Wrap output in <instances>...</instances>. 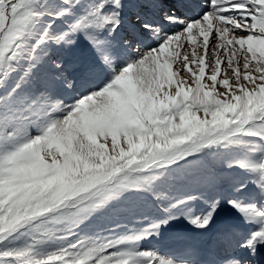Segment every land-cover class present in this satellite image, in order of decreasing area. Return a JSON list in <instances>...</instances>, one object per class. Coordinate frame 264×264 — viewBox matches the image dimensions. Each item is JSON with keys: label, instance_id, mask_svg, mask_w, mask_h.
Listing matches in <instances>:
<instances>
[{"label": "snow or ice", "instance_id": "1", "mask_svg": "<svg viewBox=\"0 0 264 264\" xmlns=\"http://www.w3.org/2000/svg\"><path fill=\"white\" fill-rule=\"evenodd\" d=\"M0 264H264V0H0Z\"/></svg>", "mask_w": 264, "mask_h": 264}, {"label": "rangeland", "instance_id": "2", "mask_svg": "<svg viewBox=\"0 0 264 264\" xmlns=\"http://www.w3.org/2000/svg\"><path fill=\"white\" fill-rule=\"evenodd\" d=\"M207 70H206V76H207ZM205 91H208V89H205ZM180 191L182 192L183 189H180ZM179 194V192H178ZM160 211L159 209L152 207V208H148L145 205H139V210L137 211L136 215L137 216H142V215H148V216H154V215H160ZM234 212H232L229 209H224L220 212L219 218H218V223L222 222L223 220L227 219V218H232L234 217ZM127 221L129 223L132 222V217L128 216L126 217ZM110 224V222L108 221H103L101 222V226H108ZM177 227H183V225H178ZM144 247H152L155 246L157 248H159L162 252L169 254V255H178L180 252V248L181 246L175 242H173L172 240L168 239V231H165L164 233V237L163 238H156L153 239V241L151 242V244H145L143 245Z\"/></svg>", "mask_w": 264, "mask_h": 264}]
</instances>
